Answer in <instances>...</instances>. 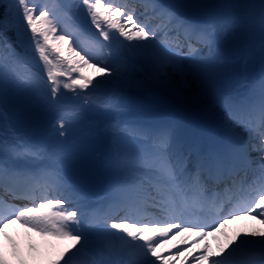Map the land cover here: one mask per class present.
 <instances>
[{
  "label": "snow or ice",
  "instance_id": "obj_1",
  "mask_svg": "<svg viewBox=\"0 0 264 264\" xmlns=\"http://www.w3.org/2000/svg\"><path fill=\"white\" fill-rule=\"evenodd\" d=\"M251 6L258 14L264 56V0H251ZM0 7V29L15 35L14 43L0 42V128L5 130L0 131V229L16 221L42 237L70 241L52 264H169L157 249L169 243L173 230L184 244L215 236L237 215L260 217L264 224V70L258 88L247 96L222 94L215 66L197 47L211 51L221 37L236 34L240 21L231 11L232 0H220L218 23L201 26L161 9L156 0H0ZM141 8L139 15L148 23L139 19ZM153 19L159 23L150 27ZM157 32L164 37L159 44L153 39ZM128 56L147 64L145 75L131 77L109 62ZM31 57L38 59L39 69L22 71ZM157 88L201 109L219 107L224 114L219 138L193 150L175 125L165 124L135 130L142 141L137 144L112 125L106 130L109 150L96 161L107 187L95 206L64 172L83 162L85 149L62 141L101 90L121 93L115 107L127 108L128 92L152 95ZM9 95L13 112L5 109ZM46 117H51L48 123L54 120L44 130L58 138L55 143H31L19 135L17 122L31 121L39 132ZM190 205L213 211V222L183 219ZM246 236L215 251L205 243L198 255L189 250L183 258L237 264V257L247 254V264H264V230ZM181 255L179 249L174 257L169 252L173 262ZM0 264H7L3 256Z\"/></svg>",
  "mask_w": 264,
  "mask_h": 264
},
{
  "label": "rangeland",
  "instance_id": "obj_2",
  "mask_svg": "<svg viewBox=\"0 0 264 264\" xmlns=\"http://www.w3.org/2000/svg\"><path fill=\"white\" fill-rule=\"evenodd\" d=\"M205 1L206 3L198 2L199 6H194L192 5L191 1L186 2L183 0L182 2H179L177 0L178 3L176 5V11L174 12V15L179 16L181 12L196 7L197 9H200L203 12V19L201 22L202 25L218 23L221 19V14H222V9L218 7L219 1L218 0H205ZM174 2L175 0H156V3L160 6L161 9H166L168 11L170 10L171 6H173ZM232 4L233 7L231 11L240 21V28L238 29L235 35L221 37L216 42L217 50L213 49L207 54L203 55V57H207L209 61L215 66V84L220 92L222 89L227 90V91L223 90L221 92L222 94L231 91L230 89H233L234 87L236 88L237 85H241L243 83L242 78L245 73L244 70L245 61L247 58L259 59L260 62L256 66H254L253 72L248 73V76L251 79V81L248 78L247 85L236 88L240 92H243V94L245 93V95L247 96L252 91L253 88H258V79H259L258 76H260L263 70L262 66H264V62H263L264 57H262V55H259L257 53V51H260L259 32L258 29L255 28V25H258L257 24L258 20L256 18V12L255 11L253 12L251 2H249V0H232ZM139 19L144 22V20L141 19L140 16ZM93 31H95V29H93ZM153 39L157 44L161 43V41H159L158 39L157 34L153 37ZM125 43H127V41H125ZM133 43H136V41H133ZM81 46L82 47L87 46V42L82 40ZM115 51L116 49L114 47L113 52L115 53ZM219 51H224L227 54V56L223 58L221 61H218L217 58L220 55ZM109 62H111L114 67H119L121 71L125 66H128L129 69L124 72H127L128 75L131 77H135L138 79L141 76L145 75V72L142 73L139 69V67H143V65H141L138 59H133L131 56L120 57L119 59L112 57L110 58ZM249 67L252 68L253 64H249ZM232 68L235 69L232 70ZM87 71L88 74H93L91 69H88ZM232 71L233 74H231ZM227 73L228 76L225 77ZM248 84H250V86ZM156 91H158V88ZM193 91H195L194 85H193ZM184 95H188V93L185 92ZM120 96L121 93H118L114 90L103 89L96 94L95 100L97 99L102 103L111 100V102L115 105L116 103L119 102ZM127 96L130 99V106H134L135 108L138 109H147L150 112L152 121L165 118L166 120H168L166 124L175 125L176 131L182 130V128L185 126L188 129L197 127L198 130H200L201 132H203L204 128H208L211 131L213 130L216 131L213 134H211L212 142L215 140V136L219 138L220 135L219 124L221 122V119L224 118L223 112L219 107L211 106L210 109L207 110L205 109V111L207 112V117H206V115L205 116L203 115L204 109H201L200 107H198L189 100H185L179 96L172 95L168 91L166 92V94L159 95L158 98L155 100L152 99V95H145L142 92H138V91L127 93ZM144 98H147L148 101H146ZM174 98L178 99L183 105L191 107L194 111H196L198 114L197 118L195 120L187 122L185 120H177L171 116L161 115V113L158 110L159 107L162 104L169 103ZM10 103H11L9 107L10 111L8 112H13L14 101H11V95H9V97L6 100V106L9 105ZM101 105H99L98 107L100 108ZM99 111L100 112H97L94 109H88L86 115L81 119V121L69 129L67 139L62 141V143L65 146L83 147L85 149L84 156H87L85 163L87 162L93 163L94 161L91 160L98 159L101 153L107 152V148L101 145V138H100L101 135L104 134L105 136H107L108 140L111 143V138L107 135V131H101L92 134V131L89 129L90 118L95 119L94 117H98L100 119V125L102 124L107 128L109 127L111 121H113V119L116 118L114 114H110L115 112L102 113L103 110H99ZM219 117H220L219 124H212L210 122L211 120L218 121ZM50 119L51 117L45 118L44 127L40 129L39 132H36L34 130L35 126L31 121L17 122L16 127L17 129H19V135L28 142L32 141L33 137H36L39 143L51 144V143H55L58 138H54V137L50 138L51 133L46 132L44 130V129H50L52 127V123H54V120H52V123H48L47 121ZM2 130L5 131L4 129ZM191 140L192 142L190 146H193L195 140L193 139ZM133 142L140 144L136 140H134ZM78 168L79 166L76 167V170ZM66 169L67 167H65V171ZM74 173L76 174V171ZM94 204L98 205L97 202ZM241 216L244 215H237L234 219H231L229 221L230 224L228 226H225L223 230L230 231L231 228L234 232H237L238 231L237 228L239 226L233 225L232 222L237 220ZM258 221H259V226H255L254 230H260V229L264 230V224L260 223V218L258 219ZM6 227L4 228L3 231L5 232L8 228L9 234L7 236V239L8 241H12V243L6 242L4 243V246L6 247V250L7 249L9 250L8 252L10 254L11 260L17 259L19 262L17 253L19 254L20 258H23L26 264H38L39 263L38 257L47 258L48 262L50 261L51 263L57 258V257L55 258V256L53 255V252H56L55 251V247H57L56 244L48 249L46 255L41 254L39 251L36 253L28 247L32 245L39 249L40 245L44 246L45 244V246H48L46 243V237H42L38 233L32 231L30 228L21 225L18 222L10 223L8 227L7 228ZM250 231L252 232L253 230ZM250 231H244L245 236L246 234L251 233ZM36 236H38L39 238L33 239ZM202 241L204 242V239ZM18 243H20V245ZM7 245H9L10 247H7ZM5 253L7 252L5 251Z\"/></svg>",
  "mask_w": 264,
  "mask_h": 264
},
{
  "label": "bare ground",
  "instance_id": "obj_3",
  "mask_svg": "<svg viewBox=\"0 0 264 264\" xmlns=\"http://www.w3.org/2000/svg\"><path fill=\"white\" fill-rule=\"evenodd\" d=\"M179 2H182L183 0H178ZM186 2L188 1H191L193 2L194 4L198 5V2L200 3H206L205 0H184ZM220 2V0H218ZM249 2H251V0H249ZM176 7H173L172 6V10H174ZM252 10L256 12V10L252 7ZM256 18L258 20V14L256 12ZM257 24H258V21H257ZM255 27L258 28V25H256ZM260 61V60H259ZM249 64H253V67L250 68L249 67ZM258 64V59H253V58H247L246 61H245V73H244V76H243V83L241 85H237V87H241V86H245L247 85V79L249 78L248 76V73L249 72H253V68L254 66H256ZM124 69L128 70V67H125L123 68V72H124ZM249 80L251 81V79L249 78ZM250 86V84H248ZM235 87L233 89H230L231 91H228V92H225L227 93L228 95L232 96V97H237L238 94H241V92L236 89ZM225 90V89H222V91ZM227 91V90H225ZM156 92V90L153 92L152 94V98L153 99H157L158 96L156 94H154ZM165 92V91H164ZM207 115V113H206ZM117 119L111 121V124L109 126V128L107 130H110L111 129V126L112 125H118V128L117 130H126V133L129 137H137L136 135V132L135 130L139 129L140 127L142 126H145V127H151L152 129L154 128H157L159 127L161 124L158 123L156 125V127H154V124H151L150 121V117L148 116V112L147 111H140L138 109H135L133 107H127V108H121L120 110H117ZM212 124H218V122L216 120H211L210 121ZM101 128L102 129H105L106 127H99V122H93L92 125H90L89 129L92 130V131H95V132H101ZM0 131H3L2 128H0ZM239 131V130H238ZM195 134H197V138H198V141L200 143V145H198L199 149L203 150L205 149L208 144H207V135L208 134H202L199 132H194ZM207 133V131H206ZM6 134V132H5ZM108 135V134H107ZM177 135L181 138V139H185V138H188L190 137V132L188 131V129H183L182 131H179L177 133ZM104 138L101 139V145L106 147L107 148V151L109 150V145L111 144L110 141L108 140L107 136H103ZM9 139H11V137H9ZM209 139V143H210V138ZM31 143H39L38 141H29ZM187 143V141H185ZM202 146V147H201ZM97 159L95 160V165L97 167V169L100 171V166L98 164V162H96ZM75 168H76V165L75 166H70L66 169V174L71 177L72 180L76 181L77 180L75 178H73L70 174H72L74 171H75ZM106 190V189H105ZM105 195V191L103 193V195L101 196L100 200L98 201H102L103 200V197ZM94 199H91L90 198V202H93ZM97 201V202H98ZM200 209V208H198ZM196 212V211H194ZM197 213V212H196ZM198 214V213H197ZM260 217H257L256 219H252L250 216H245L241 219H239V223L240 224H244L245 226H254V225H259V222H258V219ZM187 219V218H186ZM188 220V219H187ZM190 221V220H189ZM5 235V234H4ZM2 235V238L3 236ZM176 237L175 239H173V237ZM251 237V236H250ZM249 236H246L247 239H250ZM2 238H0V245L2 243H6V242H11L12 241H8V240H2ZM5 238V237H4ZM39 238L38 236H36L35 238L33 239H37ZM235 238V240H239L241 237L240 236H237V234H232V233H229L227 237H224L223 234H219V235H215V236H212L211 238V242H210V248L215 251L218 247V245H223L225 243H227L228 240L230 239H233ZM51 239L53 238H49L48 240L51 241ZM168 241L169 243L167 244H163V247L162 248H158L157 251L161 253V256L162 257H167L169 258V264H189V261H191V264H197V262L195 260H192V257H189L188 260H184V255H187V251L191 250L193 252V255H198L199 252L202 250V245L203 244H207L209 245L208 242H196L198 240V238H191V240L189 239L186 243L184 244H180L179 243V240H180V237L179 236H176V230H173L172 233L169 234L168 236ZM255 239V238H254ZM160 243H163V240L161 239L159 241ZM225 242V243H223ZM71 242H69V245H70ZM116 244L119 243V241H115ZM20 245V243H18ZM172 244H176L177 247L176 248H172ZM7 247H10L9 245H7ZM34 248H31L34 252H38V248H36L35 246H33ZM68 247V245H67ZM231 247V245L229 246ZM177 249H179L183 255H181L179 258H176L174 259V262L172 260V258L169 257V252L172 253L173 257L175 256V253L177 252ZM40 251H42L43 254H46V251H47V248L44 246H41L40 245V248H39ZM227 251V249H226ZM53 255L55 256V258L57 257V253L54 252ZM5 258V257H4ZM39 258V263L38 264H52L50 261L48 262V259L47 258H41V257H38ZM7 260V258H5ZM247 260H248V256L247 254H242V259L237 261V264H247ZM12 264H18V263H14V262H10ZM157 264H163V260L161 261H158Z\"/></svg>",
  "mask_w": 264,
  "mask_h": 264
},
{
  "label": "water",
  "instance_id": "obj_4",
  "mask_svg": "<svg viewBox=\"0 0 264 264\" xmlns=\"http://www.w3.org/2000/svg\"><path fill=\"white\" fill-rule=\"evenodd\" d=\"M175 103H177V102H175ZM92 172V173H91ZM96 171L94 170V169H88L87 170V172H86V174L85 175H87V174H92L93 176H96V175H98L97 173H95ZM86 176H84V178H85ZM99 179H100V181L98 182V184H97V186L95 187V188H93V189H90V191H91V193L92 194H95V195H97L98 193H99V191L102 189V187H103V184H104V182L102 181V179L99 177ZM86 187H88L87 185H84V188H86Z\"/></svg>",
  "mask_w": 264,
  "mask_h": 264
},
{
  "label": "trees",
  "instance_id": "obj_5",
  "mask_svg": "<svg viewBox=\"0 0 264 264\" xmlns=\"http://www.w3.org/2000/svg\"><path fill=\"white\" fill-rule=\"evenodd\" d=\"M3 7H0V12H3ZM0 40L1 42H4V43H14L15 41V37L13 36L12 32H9L8 36L9 38L7 39V37L3 34V32L0 30Z\"/></svg>",
  "mask_w": 264,
  "mask_h": 264
}]
</instances>
